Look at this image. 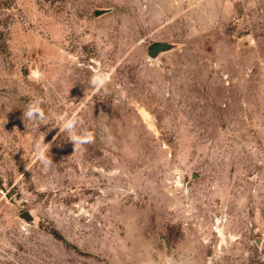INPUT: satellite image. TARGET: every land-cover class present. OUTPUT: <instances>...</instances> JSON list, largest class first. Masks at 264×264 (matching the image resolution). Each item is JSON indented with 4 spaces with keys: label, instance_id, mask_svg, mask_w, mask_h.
<instances>
[{
    "label": "rangeland",
    "instance_id": "rangeland-1",
    "mask_svg": "<svg viewBox=\"0 0 264 264\" xmlns=\"http://www.w3.org/2000/svg\"><path fill=\"white\" fill-rule=\"evenodd\" d=\"M0 264H264V0H0Z\"/></svg>",
    "mask_w": 264,
    "mask_h": 264
},
{
    "label": "water",
    "instance_id": "water-1",
    "mask_svg": "<svg viewBox=\"0 0 264 264\" xmlns=\"http://www.w3.org/2000/svg\"><path fill=\"white\" fill-rule=\"evenodd\" d=\"M170 49V45L168 44H164V43H159L154 45L150 51H149V56L152 58L157 57L160 53L166 52ZM22 219H24L26 222H33L34 221V217L32 216V214L30 212H26L22 215Z\"/></svg>",
    "mask_w": 264,
    "mask_h": 264
}]
</instances>
